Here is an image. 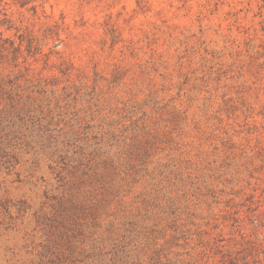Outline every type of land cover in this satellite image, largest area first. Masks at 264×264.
I'll return each instance as SVG.
<instances>
[{"label": "rangeland", "instance_id": "1", "mask_svg": "<svg viewBox=\"0 0 264 264\" xmlns=\"http://www.w3.org/2000/svg\"><path fill=\"white\" fill-rule=\"evenodd\" d=\"M0 264H264V0H0Z\"/></svg>", "mask_w": 264, "mask_h": 264}]
</instances>
